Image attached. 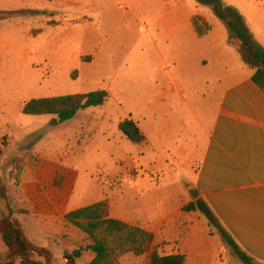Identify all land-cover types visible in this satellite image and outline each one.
<instances>
[{
	"label": "rangeland",
	"instance_id": "rangeland-1",
	"mask_svg": "<svg viewBox=\"0 0 264 264\" xmlns=\"http://www.w3.org/2000/svg\"><path fill=\"white\" fill-rule=\"evenodd\" d=\"M223 1L234 7V0ZM236 1L234 8L241 12L252 7L253 0ZM195 13L208 16L219 37L221 29L232 37L213 7L198 0H0V185L9 192L13 218L34 244L51 249L56 264H66L64 254L87 239L64 222L71 207L56 216L55 231L48 230L38 206L25 198L31 189L39 195L65 188L72 191L75 205L108 195L116 186L132 189L143 203L178 188L182 196L189 195L190 169H183L182 176L173 166L154 170L149 158L162 147L147 150L144 143L128 140L118 126L132 117L141 128L156 127V133L166 111L167 122L177 127V141L170 145L175 148L193 139L195 123L197 128L201 122L208 126L221 90L210 79L216 71L228 72L220 65L198 66L192 57L188 35L177 30L176 18L180 14L183 21ZM205 21L197 22L209 25ZM230 42L240 45L233 37ZM103 89L110 94L103 106L80 111L59 126L51 124L52 115L22 112L24 102L33 98ZM173 149L168 160L177 158ZM189 190L194 196L193 185ZM3 214L10 212L0 197V218ZM188 215L202 227V212ZM206 221V244L217 251L215 228ZM184 237L158 239L155 245L162 254L184 253ZM7 255L0 235V260ZM189 258L187 264L196 262L193 254ZM148 262V255L119 258V264ZM204 264L245 263L225 244Z\"/></svg>",
	"mask_w": 264,
	"mask_h": 264
},
{
	"label": "crops",
	"instance_id": "crops-1",
	"mask_svg": "<svg viewBox=\"0 0 264 264\" xmlns=\"http://www.w3.org/2000/svg\"><path fill=\"white\" fill-rule=\"evenodd\" d=\"M234 2L237 5L238 2ZM251 4L253 8L250 7L248 11L241 12L240 8H236L244 16L256 41L264 48V0H253ZM195 15L202 16L212 26L207 34L200 36L195 31L192 24ZM177 16L180 24L177 30L186 31V44H189L197 65H220L228 72L227 75H220L216 71L210 79L221 86L218 104L208 126L201 122L197 128L198 124L195 123L193 139H186L177 148L170 146L177 141V127L167 122L166 111L159 120L156 133V127L150 130L139 126L147 137L144 143L147 150L155 151L152 147H162L157 156L149 158V165H153L154 170L157 168L159 172L162 168L170 169L173 166L180 176L183 169L192 171L186 187L189 195L182 196L183 192L178 188L174 193L169 192L168 196L164 193L160 200L151 198L148 203H143L132 189L116 186L109 188L108 195L81 205H75L72 191L65 188H51L39 195L37 190L31 189L25 198L33 202L34 208L38 206V213L44 218L47 229L52 231H55L56 216L66 208L71 207V211H74L107 199L111 218L152 231L155 241L172 242L179 240L181 235L185 236L182 250L187 255L186 264L192 254L196 260L193 264H204L207 257L215 256L225 246L214 230L213 238L219 244L218 250L208 247L205 230L207 218L202 219V227H199L188 214L201 211L184 210L191 202L202 199L209 204L240 247L258 263L264 264V91L253 80L254 69L247 64L243 47L231 44L233 36L230 37L224 29H221V37L216 35L215 25L205 14L187 15L183 21L179 20L182 18L180 14ZM182 126L187 130L190 128L185 123ZM172 148L177 158L168 160ZM192 185L194 196L189 190ZM84 255L87 258L83 264H88L94 258L91 252ZM79 260L76 264H79Z\"/></svg>",
	"mask_w": 264,
	"mask_h": 264
},
{
	"label": "trees",
	"instance_id": "trees-1",
	"mask_svg": "<svg viewBox=\"0 0 264 264\" xmlns=\"http://www.w3.org/2000/svg\"><path fill=\"white\" fill-rule=\"evenodd\" d=\"M198 1L213 7L233 34V38L243 47L247 63L254 69L253 80L264 91V48L252 35L244 16L223 0ZM199 20L204 19L200 16L193 17L192 24L197 34L203 36L212 29V26L200 24L197 22ZM109 98L110 94L106 89L47 98H33L24 102L22 112L29 116L52 115L54 118L51 124L59 126L73 119L80 111L103 106ZM118 127L131 142L135 144L147 142L145 133L132 117L122 120ZM0 197L5 201L10 212V214H3L0 218V235L8 249L7 259L0 260V264H17V260H20L21 264H56V258L51 249L34 244L27 236L23 224L13 218V209L9 206L11 203L7 187L0 185ZM184 210L187 212L201 211L224 243L233 250L241 261L245 264L257 262L240 247L204 200L198 199L191 202ZM64 219L67 224L84 233L87 239L84 246L64 254L67 264H76L85 252L94 254V258L88 264H119L120 256L125 253H133L135 256L148 255V264H186L187 257L183 253H160L155 245V235L152 231L136 224H128L111 218L110 203L107 199L71 211L65 215Z\"/></svg>",
	"mask_w": 264,
	"mask_h": 264
}]
</instances>
